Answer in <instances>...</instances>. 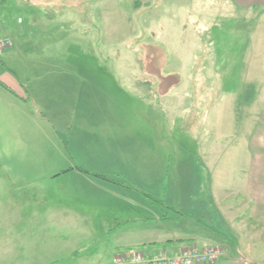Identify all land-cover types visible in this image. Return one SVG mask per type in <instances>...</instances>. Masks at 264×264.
<instances>
[{
  "label": "crops",
  "instance_id": "1",
  "mask_svg": "<svg viewBox=\"0 0 264 264\" xmlns=\"http://www.w3.org/2000/svg\"><path fill=\"white\" fill-rule=\"evenodd\" d=\"M63 1L68 5L69 24L66 26L56 24L55 19L45 21L35 16L29 27L18 28L13 21H5L0 16V37L13 42L12 47L0 50V96L2 91L4 95H10L3 100L5 106L0 108L3 129L0 149L1 145L20 144L21 140L13 136H22L15 128L21 126L22 116L17 118L8 114H26L28 95L36 100V104H55L57 107L61 100L63 104L67 101L72 105L71 130L79 132V126H82L87 139L97 136L113 141L109 137L116 135L118 138L120 128L125 125V108L132 115L133 112L119 104L122 100L118 94L111 92L108 95L107 89L99 90L101 84L94 88L92 80H118L120 86L121 81H128L129 88L123 90L146 107L151 106L154 113L156 110L164 115L167 113V120L166 115L163 120L168 127L183 128L194 120L197 129L203 131L197 146L201 151V164L194 173L199 187L197 193L201 194L197 197L199 202L190 206L194 211L186 213L185 218L196 226L210 229L205 217H213L215 213L224 229L222 233L209 230L213 232L210 236L218 235L222 240H208L207 245L199 246L194 237L173 236V217L169 212L172 213L175 207L169 204L162 203L160 209L155 201H149L146 205L156 209L152 214L110 213L107 202H88L83 197L65 196L56 190L38 192L31 184L13 178L10 171L5 168L3 171L0 165V256L4 257L0 264H118L115 258L126 250L142 248L143 252L150 253L163 246L170 252H177L192 245L200 248L219 245L221 256H227L233 247L238 254L253 255L254 251L261 257L259 260L249 257V262H264V250L257 251L255 243L260 239L264 242V0H192L197 7L193 12L188 11V0ZM125 1L131 2V11L125 9ZM3 3L6 0H0V5ZM214 7L221 9L215 12ZM131 13L143 34L160 32L155 38L148 35L145 40H139L142 50H151L148 55H137L134 50L140 47L130 43L129 38L127 53L124 52V39L123 44L109 46V33L130 31L129 26L122 23ZM188 16L194 20L188 21ZM220 16L228 18L229 35L240 33L239 26L242 25L247 33L243 42L238 41L244 43L243 47L232 42V36L225 44L226 65L231 66V73L237 74H230L231 85L227 89L219 87L220 78L225 75L222 68L225 63L218 59V35L217 38L212 36L221 27L209 19ZM20 20L19 23L24 22V19ZM200 23L210 27V39L206 42ZM34 28L36 33H29ZM158 40L164 43L156 42ZM160 43L161 47H172L175 53L172 55L170 50L171 57L157 56L153 50ZM107 49H122V52L112 50L115 55L108 58ZM236 49H240L239 52ZM104 61L119 64L121 68L116 69L119 73L116 76L101 74L99 67ZM32 81L37 82L35 91ZM238 84L242 88L234 87ZM97 94L99 98L112 96L113 105H104L105 99H100V105H92L90 102ZM223 98L226 106L221 107ZM138 109H141L139 105ZM223 120L227 121L229 132L239 128L244 134L239 143L241 146L227 147V141L238 143L240 135L222 141ZM87 124L91 126L84 127ZM139 125L136 118L129 124L137 130ZM232 148L239 149L242 154ZM223 152L228 154V160L221 166L225 157ZM76 167L79 166L68 169L64 176L91 182L92 174L100 182L97 184L106 190L108 186L119 184L105 179L107 175L102 171ZM61 171L63 169L43 173L39 180L58 177ZM240 196H243V202L238 199L239 203H234L231 199ZM194 212L199 219L194 217ZM98 224H115L110 231L112 236L115 235L114 243L98 251L83 253L74 248L61 253L67 237L51 235L63 233L61 226L83 233L92 231V225ZM40 225L42 227L38 228ZM130 225H135L136 229L128 228ZM85 226L91 229L86 230ZM141 226L146 228L139 230L137 227ZM128 231H132L131 234H127Z\"/></svg>",
  "mask_w": 264,
  "mask_h": 264
},
{
  "label": "rangeland",
  "instance_id": "2",
  "mask_svg": "<svg viewBox=\"0 0 264 264\" xmlns=\"http://www.w3.org/2000/svg\"><path fill=\"white\" fill-rule=\"evenodd\" d=\"M187 3L189 12L196 11L197 7L195 1L192 2V0H188ZM123 4L126 10H132L131 2L125 1ZM203 4H205V2H203ZM219 9H221V7H214L215 12H218ZM67 10V1L63 0H38L36 2L32 0H6L5 4L3 3V5H0V16L5 21H13L18 28H25V26L29 27V23L34 21L35 16H38V19L45 21L55 19L56 24L66 26L69 24L67 22ZM225 17L226 16H220V18L209 17L211 22L218 24L221 27V30L218 31V33H213L212 35L216 38L218 35L217 46L220 47L218 48V59L225 63L222 66V68L225 69V75L220 78L221 81L219 82V87L221 89L230 88L229 85H231V82L228 80L230 74L231 76L237 75L229 71L231 66L226 65V56L224 54L227 52V49L225 48V44H227L232 36V42H237L239 48L243 47L244 43L241 44L238 41L243 42L247 35L243 28L244 25H242L243 27L239 26L241 29L240 33L229 35L227 33L228 18ZM19 18H21V20L24 19V22L19 23ZM187 19L188 21L194 20L191 16H188ZM122 24L129 26L130 31L127 30L122 34L115 32L109 33V46L123 44L124 41V52L127 53L129 49L126 44H129L127 42L129 38L131 39L130 43L140 47L139 50H134L137 55H148L151 50L148 49V52L144 49L142 50L139 40H145V37L148 35L155 38L160 32L156 31V34H143L141 27L135 22V17H132V13L125 18V23L123 22ZM199 26L204 36V41L206 42L210 39V27L209 25L201 23ZM110 27L112 28L111 25L109 28ZM207 28L209 29L208 31ZM216 29L219 30L218 28ZM29 33H36V28L30 30ZM121 36L122 39H120ZM257 36L258 33L256 34V38ZM110 38L113 40L111 41ZM237 38H240V40ZM156 42L164 43L162 40ZM102 50V53H104V49ZM112 50H106L107 54L109 53L107 56L108 58L115 55V53H112ZM170 50L173 55L175 52L172 47L171 49L170 46L164 48L163 46L161 47L160 43V46L158 45L153 51L157 56L168 58L171 57L168 53ZM239 50L240 49H236L237 52H239ZM119 51L122 52V49ZM36 56H38V52ZM76 56H79V53H76ZM163 62H165V59ZM104 64L99 67V72L101 74L107 76V73H110L113 75L115 74L116 76L119 73L116 71V69L119 70L121 68L119 64H113L110 61H104ZM127 82L128 81H121L120 86L118 80H92L94 88L101 84L99 90L107 89L108 91L106 92L109 93H107L108 95H111V92L116 95L118 94L119 99L122 100L119 104L128 107L129 110L133 112L132 115L131 113H128L127 108H125V113L123 115V122L125 125L123 128H120L118 138L116 135L109 137L113 141H110L109 139H101V137L97 138L95 134H93V136H96L95 139H87L85 137L87 133L77 122L76 126H79L80 131L74 132V129L71 130L72 105H69L70 103L67 101L63 104L61 100L57 107L54 106L55 104H36V100H34L31 95H28V98L25 100L27 101V110H25L26 114H8L11 116L15 115L17 118L22 116L21 126H15L22 136H13L16 140H21L20 144L12 143L11 145H1L0 165H2V169L5 168L6 171H10L13 178L23 180L26 184H31V187L38 192H51L56 190L60 194H65V196L75 195L83 197L88 202L93 200H99L103 204L107 202L108 211L110 213L113 211L116 213L121 212L123 214L132 213L135 216L142 212L152 214V211L155 212L156 209L152 206L149 207V205H146L149 201H153V199H150L148 196L150 195L152 198L162 200L166 205L169 204L170 206L175 207L172 209V213L168 211L169 215L171 214V217H173L172 227L173 231H175L173 236L180 235L181 237H194L199 246L207 245L208 240H222L218 235L210 236L211 231L222 233L224 229L215 213L213 217L209 215L205 217V221L210 229H203V227L196 226L194 225L196 223L185 218L186 213H190L191 210L194 211L190 206L199 202L197 197L201 194L197 193L199 187L197 188V178L194 173L197 172V169L201 164V151H198L197 146L199 138L203 137V131L197 129L194 120L189 121L187 126L185 125L183 128L180 126L168 127V123L163 120L165 115L167 120V113L164 115V113H159L158 110L154 113L151 106L148 108L139 100L137 101V99L131 98L128 92L123 90L129 88ZM31 83L35 91L37 82L32 81ZM239 85L240 84L236 86L234 85V87L242 88V86L239 87ZM2 92L3 95L0 96V108L5 106L3 100L5 99L6 101L8 96H10L7 94L4 95V91ZM100 99H105L103 102L104 105H113L111 102L112 96L99 98V94L94 95L93 100L90 103H92V105H100ZM222 101L223 103L221 107L226 106L224 98L223 100L221 99V102ZM138 105L141 109H138ZM1 116L2 114L0 110V117ZM135 118L140 124L139 130L129 126ZM88 126H91V124H87V126L84 127L87 128ZM93 129H98V127L93 126ZM2 130V120L0 119V132ZM200 133H202V135H200ZM238 135H240L241 138L238 143L233 144L227 141L233 139V137H238ZM243 135L244 134L240 132L239 128L232 131L230 130L229 132L227 121H221L220 136L222 141H227V147L228 145L229 147H232L233 145H237L238 147L241 146L239 143L242 141ZM1 136L2 135L0 134V142H2ZM234 149H236V151L238 150V154H242L239 149L232 148V150ZM228 152H230V150ZM223 153L225 157L221 162V166H224L228 160V154L226 152ZM73 166H79L84 170L102 171L107 175L104 177L105 179L113 180L115 183L119 184H117V187L108 186L106 190L97 184V182L99 184L100 182L97 181L92 174H90L91 177L89 178L91 182L88 180L81 181L79 177L71 178L67 175L64 176L65 172H67L68 169H72ZM57 169L58 171L63 169L58 177L56 176L51 179L46 177L39 180L43 173L48 174L50 171ZM236 170H238L237 167ZM125 184H128V186H125ZM231 199L234 200V203L238 202L240 199L243 202V196ZM1 208L2 206L0 205V211ZM194 213V217L197 218L196 212ZM41 227L42 225L38 226V228ZM114 227L115 224L92 225V231L80 233L63 229L64 227L61 226L62 230L60 232L63 233H54L51 235L56 237L59 234L61 238L67 237V240L63 242L61 253L65 250L68 252V250L74 248L81 249L82 252L84 251L85 253H88L109 247L110 244L114 243L115 235L112 236L113 232H110L111 228ZM88 228H90V226H85L86 230ZM128 228L136 229V226L134 225L133 227L130 225ZM137 228L143 230L146 227L141 226ZM209 230L211 231L209 232ZM131 232L132 231H128L127 234H131ZM51 235L48 236V239L51 238ZM204 236L207 237L206 240ZM101 237L103 238L101 239ZM255 243L257 245V251L264 250V242L262 239L256 240ZM216 246H218L217 248H220L219 245ZM160 248L166 247H158L154 252L158 251ZM134 249L143 252L142 248ZM220 251L222 254V248H220ZM170 253L173 254L175 252ZM249 257L259 260L261 254L254 251L253 255L247 253L238 254L235 247H233L231 253H228L227 256L222 255L214 262V264H264V262L250 263ZM243 258H247V262H245ZM1 259H4V257L0 256V260ZM240 259H242L241 262ZM61 261H63V259H61ZM202 264L211 263L208 262Z\"/></svg>",
  "mask_w": 264,
  "mask_h": 264
},
{
  "label": "built area",
  "instance_id": "3",
  "mask_svg": "<svg viewBox=\"0 0 264 264\" xmlns=\"http://www.w3.org/2000/svg\"><path fill=\"white\" fill-rule=\"evenodd\" d=\"M13 42L0 37V50L12 47ZM221 256L220 248H200L192 245L181 251L170 253L166 248L155 252H141L136 249L126 250L115 258L118 264H211Z\"/></svg>",
  "mask_w": 264,
  "mask_h": 264
},
{
  "label": "trees",
  "instance_id": "4",
  "mask_svg": "<svg viewBox=\"0 0 264 264\" xmlns=\"http://www.w3.org/2000/svg\"><path fill=\"white\" fill-rule=\"evenodd\" d=\"M152 199H153V201H155V203H156L157 206H159L160 208L162 207V206H161L162 203H163L162 200H159V199H156V198H152ZM153 201H152V202H153ZM159 201H160V202H159ZM161 209H162V208H161Z\"/></svg>",
  "mask_w": 264,
  "mask_h": 264
}]
</instances>
